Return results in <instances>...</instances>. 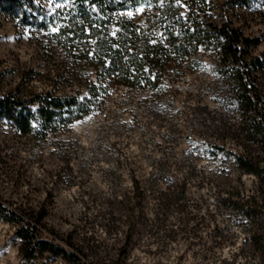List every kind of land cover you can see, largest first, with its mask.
<instances>
[{"label": "rangeland", "instance_id": "obj_1", "mask_svg": "<svg viewBox=\"0 0 264 264\" xmlns=\"http://www.w3.org/2000/svg\"><path fill=\"white\" fill-rule=\"evenodd\" d=\"M153 13L125 16L147 26ZM210 13L262 38L252 54L264 53V0ZM57 31L0 14V96L85 92L94 67L58 44ZM197 60L196 69L189 59L167 73L157 90L108 84L95 111L42 140L0 120V200L41 212L95 264H264V205L254 204L264 186L214 147L235 149L237 115L225 107L213 54ZM16 229L0 218V264H74L49 253L24 258Z\"/></svg>", "mask_w": 264, "mask_h": 264}, {"label": "trees", "instance_id": "obj_2", "mask_svg": "<svg viewBox=\"0 0 264 264\" xmlns=\"http://www.w3.org/2000/svg\"><path fill=\"white\" fill-rule=\"evenodd\" d=\"M45 1L0 0V14L24 27L56 28L58 44L79 51L93 65L92 80L84 93L21 95L18 89L0 96V120L42 140L95 111L108 84L157 90L167 73H177L189 59L195 60L196 69L201 63L198 56L210 51L215 71L227 87L225 107L237 115L235 149L214 147L264 186V53L252 54L263 39L246 37L227 17L217 24L210 13L215 10L225 17L259 0H54L59 4L54 10L46 5L50 0ZM143 7L154 11L147 26L125 16ZM261 201L264 205V199L254 198L257 206ZM44 217L41 212L15 211L0 200V218L17 224L15 236L21 240L24 258L49 253L74 264H95L71 238L49 230Z\"/></svg>", "mask_w": 264, "mask_h": 264}]
</instances>
